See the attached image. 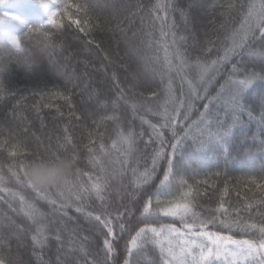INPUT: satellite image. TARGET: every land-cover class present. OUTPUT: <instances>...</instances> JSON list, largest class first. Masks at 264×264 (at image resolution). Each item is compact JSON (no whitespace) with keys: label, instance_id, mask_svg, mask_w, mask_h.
I'll return each mask as SVG.
<instances>
[{"label":"trees","instance_id":"16d2710c","mask_svg":"<svg viewBox=\"0 0 264 264\" xmlns=\"http://www.w3.org/2000/svg\"><path fill=\"white\" fill-rule=\"evenodd\" d=\"M253 1L236 0V3L248 4ZM155 2L4 0L0 3V68L4 69L0 75V131L3 132L0 135V174L5 177L0 188L10 190L0 191V224L7 223L6 217H10L24 229L19 233V238L16 235L9 236L5 231L0 242V259H4L6 264L14 259L21 261V264H76L77 261L84 264V256L79 251L81 246L90 254L89 259L104 258L103 241L107 230L98 221L86 216L87 212L98 214L102 210L101 202L93 196L83 202L84 212H77L74 205L55 211L62 203L57 190L48 189V194L57 200L56 206L50 205L47 199L40 198L27 185L24 169L35 155L47 150L70 155L75 151L79 157L76 169L92 172L95 176V171L88 163L85 147L91 142L96 147L102 166L109 171L119 172L124 157L112 144L118 139V131L126 132L129 128L137 134L143 133L142 136L138 135L136 146V156L140 157L139 170L144 171L146 167L151 170L154 167L155 171L148 183L140 188L133 187V175L127 165L125 167L128 170L123 177L117 175L111 181L104 201V207L111 212L109 219L114 228L115 252L109 264H123L126 258L130 264H162L160 251L153 243H145L129 256L128 242L140 227H144L145 218L141 215L144 203L151 199V210L159 212L157 196L161 197L159 207L164 208L169 206V202L181 201L190 187L193 190L190 199L194 202V211L201 218L212 219L218 215L215 209L223 202L232 218H236L238 213L242 220L249 223H264V205L254 203L251 208L245 207L248 200L258 201L264 196V186L260 183L264 180V121L260 120L261 108L254 98L255 94L264 92V82H255L241 101L245 109L251 110L253 117L250 118L247 111L240 113L239 122L221 140H209L207 136L197 140L194 137L200 136L199 131L185 134L188 124L197 121L205 111L203 105L208 103L206 99L191 98L193 108L188 113V121L182 115L187 110L185 106L180 109L181 115H176L179 123L174 129L171 126L161 127L165 121L163 113L165 110L172 112V102L178 104L177 98L181 96L182 90L184 92L180 81L181 72L189 79L193 76L194 83L191 85L201 96L215 97L220 84L230 77L239 80L244 78L247 71L260 72L264 61L256 56H248L247 52L264 50V39H250L245 55L235 56L220 65L219 72L205 93L195 69L185 67L179 73L175 70L178 61L173 54L175 49L166 46H171L175 37L178 42L176 46L190 58L191 63L206 38L218 39L222 46L231 43L232 30L239 28V14L229 13L227 20L221 16V12L227 11L221 6L226 5L228 0H172L175 9H170L167 15L160 12V19L150 15L147 10L138 11L135 8V5L141 4L149 9ZM77 5L80 6L79 10ZM57 9H61L56 18L58 25L47 24L48 14ZM181 9L187 14V20L181 15ZM86 18L100 26L91 36H85L73 23V20L79 21L83 27ZM40 24L44 25L43 31H47V36L35 31L25 35L29 26ZM221 24H226V27L221 28ZM162 32L166 35H162ZM12 35L21 37L19 52L8 44V38ZM256 36L259 37L258 32ZM125 37L130 47L136 50L134 55L127 54ZM181 37H186V41L181 40ZM90 39L94 42L89 43ZM45 45L55 47H49L45 52ZM166 51L173 62L171 71L167 69ZM216 52L214 48L211 53L201 54L215 59ZM220 54H223L222 50ZM130 73L137 74L140 84L136 88L130 87ZM117 84L124 89L123 98L118 99L120 88L116 87ZM152 91H157L158 96L153 97ZM57 92L64 93L69 99H61L55 95ZM189 95H184L185 101ZM114 101L117 102L115 105ZM134 102L145 107H137L134 112L131 107ZM212 115L213 128L225 121L232 124L233 117L230 114L220 117L216 112ZM107 116L116 119L101 121V117ZM93 121L98 123L94 124ZM151 125H156L155 130ZM65 129L75 149L71 145L66 150L58 146L57 136L62 138ZM173 130L176 132L175 140ZM90 132L93 135L90 136ZM154 132L159 133V137ZM101 143L105 149L103 153L99 151ZM174 143L179 145L173 156ZM13 152L16 154L12 155ZM156 153H160L159 157H156ZM170 156L173 160L172 173L169 180L161 184ZM9 166L24 181L22 185L12 177ZM181 178L184 180L182 185L179 183ZM253 179L256 180L255 184L251 182ZM82 180L87 181V177H82ZM121 184L126 187L117 196L115 190ZM12 193L22 194L46 215L35 220L29 219L21 211L19 196ZM128 193L135 195L129 196ZM121 205L127 206L131 214L125 212ZM64 211L67 212L66 217L62 215ZM117 211L124 213L119 220ZM219 215L223 218L222 214ZM168 219L159 214L151 218V223ZM53 220L61 228L67 225L61 233L62 247L54 239H50L44 247H34L32 235L38 225L50 226ZM121 224H125L123 231ZM206 230L226 232L236 239H259V233L254 230L246 234L239 230L228 232L219 221L208 224ZM55 231L52 228L51 234ZM72 242H75V248Z\"/></svg>","mask_w":264,"mask_h":264},{"label":"snow or ice","instance_id":"6c2138e0","mask_svg":"<svg viewBox=\"0 0 264 264\" xmlns=\"http://www.w3.org/2000/svg\"><path fill=\"white\" fill-rule=\"evenodd\" d=\"M4 0H0V3H3ZM79 10V5L76 6ZM227 9L225 12H221V16L227 17L229 13L231 14H239L240 16V24L239 28L232 30L231 33V43L227 46H222L221 42L217 40H213L211 38H206L205 43L200 47L199 51L196 53V58L191 60L190 58L181 51L180 47H177V40L175 37L173 38V42L171 46L175 49L174 56L175 59L179 61L177 65H175V70L179 73L185 67H191L195 69L197 73V78L200 84L204 87V92L207 93V86L212 83L215 79V75L219 72L220 65L229 62L235 56H243L245 55V49L248 46V42L250 39L259 38L264 39V0H260V3L257 4L255 2H250L248 4H237L236 0H228L226 5H222ZM135 8L139 10H147L150 15H154L156 19H160V12H164L167 15L170 9H175V4L172 3V0H166V2H161V0H156L154 4L151 5L149 9H146L144 5L137 4ZM181 15L184 16L185 20H187V14L183 9L180 10ZM61 9H57L55 11H51L47 17V24L57 26V16L60 15ZM67 15V13L65 12ZM85 14L86 10H85ZM132 13L131 15H134ZM71 19V17H69ZM73 23L77 25L79 31L84 33L85 36H91L92 32L100 27L99 24H94L90 19H85L83 21L84 26L81 27V22L73 20ZM166 23V21H165ZM119 27V25H118ZM221 28H225L226 24H221ZM44 25L40 24L35 27L29 26L27 33L25 35L31 34L32 32H42L44 36H47V31H43ZM124 31V29H121ZM259 33V37L256 36V33ZM135 35V33H133ZM162 35H166L162 32ZM195 39V37H193ZM181 40L186 41V37H181ZM21 37L12 35L8 38V44L11 45L12 49H15L16 52L21 51ZM89 43H93L94 40L90 39ZM126 45V50L128 55H134L135 49L131 48L127 37H125L124 41ZM49 47H55L54 45H45L44 51L46 52ZM99 47V45H97ZM217 49L215 53V59H209L204 57L201 53H211L213 49ZM220 50H222L223 54H220ZM11 55V50L9 52ZM247 55L252 57H259L262 61H264V50L259 52L256 51H248ZM165 61L167 63V69L171 71L173 69V62L169 60V54L165 52ZM247 71V70H246ZM4 72L3 68H0V75ZM236 69L233 68V73L235 74ZM129 79L132 81L130 84L131 88H136L139 86L140 82L137 80L136 73H130ZM260 81L264 82V67H261L260 72L255 71H247V74L244 78L236 80L231 77L226 80L224 83L220 84V88L217 91V95L215 97L211 96H201L195 87L189 84L190 87V95L187 101L184 99V92L181 91V96L177 98L179 100V104L175 101L172 102V112L165 110L163 116L165 117L164 126H171L174 129V126L179 123L176 119V115H181L180 109L186 106V111L182 114L185 121L190 119L188 113L193 108V103L191 98L195 99H206L208 103L203 105L205 111L201 113L200 118L197 121H192L188 124L186 135L191 134L193 129L199 131L200 136L194 137L197 140H201L204 136H207L209 140H221L226 137L231 131V127L239 122V114L247 111L250 118L253 117V114L250 109H245L243 103H241L244 94L254 85L255 82ZM183 82V80H182ZM144 83H147L146 81ZM117 88H120V85H116ZM227 91L229 93V99L225 102L227 110L229 114L233 117L232 124L230 125L227 121L224 123H219L218 127L213 128L212 122L209 120L211 106L214 102L218 101L222 98L224 92ZM0 92H2V81H0ZM55 95L59 96L61 99L68 100L69 96L65 95L62 92H57ZM151 95L153 97H157V91H152ZM124 97V89L120 88L119 98ZM254 98L259 102L261 108V116L260 120L264 121V92H259L254 95ZM114 105L117 103L113 102ZM48 107V105H45ZM133 111L137 109V107H145V105H138L137 103H132L131 105ZM148 111H152L151 108H146ZM173 112L176 115H173ZM155 114V113H153ZM116 117L107 116L101 117V121L103 120H114ZM143 121V118H141ZM147 123V121H143ZM93 123H98L97 121H93ZM204 126V127H202ZM153 130H155L156 125H151ZM65 135L61 138L57 136V144L61 149L66 150L67 146L71 145L73 149H75V145L72 142V139L67 134V129L64 130ZM3 132L0 131V135ZM154 134L159 137V133L154 132ZM173 139H176V132L173 130ZM89 135H93V133H89ZM138 135L142 136L143 133L137 134L133 131V129L129 128L126 132L123 130L118 131L117 140L113 141L112 147L117 148L121 155L124 157V161L121 166V170L119 172L113 170L109 171L105 167L102 166V161L100 159L99 154L97 153L95 145H85L88 151V163L92 166L95 171V176H93L92 172H82L77 169V180L67 191L57 190L59 197L62 200V203L58 208H55V211H59L60 209H66L69 206H75L77 212H84V201L91 197H95L97 200L101 202L100 207L101 211L98 214H93L92 212H87L86 216L98 221L100 225H102L106 230V237L103 241L105 256L104 258L98 259L93 257L89 259V253L81 246L79 248L80 253L84 256V264H109V261L113 258V254L115 252L113 239H114V228L112 224V220L109 219L111 216V212L108 211L107 208L104 207V201L106 198V193L111 188V181L116 179L117 175L121 178L127 172L128 168L125 167L127 165L130 167L133 180L132 184L134 188H140L143 184L148 183V181L152 178V172L155 171L153 167L149 170L147 167L144 171H140L138 165L140 163V157L136 156L137 153V143H138ZM63 141V142H61ZM177 144H172L173 153L171 155L174 156L175 149ZM100 153L105 151L103 143L100 145ZM16 153L13 152L12 155ZM160 153H156V157H159ZM75 161L78 160V153L75 151L72 155ZM136 165V166H133ZM153 165H155V158H153ZM173 160L171 156L168 158V169L164 173L163 180H161V184H164L165 181L169 180V176L172 173ZM9 172L12 177L16 180L18 184H23L24 181H21L19 176L13 171L12 167L9 166ZM25 174V169H24ZM86 176L87 181L82 180V177ZM5 181V177L0 174V184H3ZM25 181L27 185L32 188L37 195L42 199H47L50 205L56 206L57 200L52 198L48 194V189H41L34 187L25 176ZM252 183H256V180L253 179ZM179 183L182 185L184 180L181 178ZM261 185L264 186V180H262ZM126 186L121 184L116 190V195L119 196L122 194V189ZM0 191L9 192L10 190L7 188H0ZM15 196H19L21 201V211L32 220H35L37 217H43L46 214L41 212L36 208L35 204L27 201L26 198L20 193H12ZM193 194V190L190 187L187 192L184 193L183 198L179 202H169V206L160 208L161 197L157 196V208L159 212H154L150 208L151 199L148 202L144 203L142 208L141 215L145 218L144 227H140L138 231L135 232V235H132L131 240L128 242L127 251L129 256L133 253L134 249L142 248L145 243L151 242L156 247L159 248L160 253L163 257L164 264H219L221 258H224L226 264H264V223L256 224L249 223L245 220H242L238 213L236 218L231 217V213L229 208L225 207V204L221 202L219 206L215 209V212L218 214L213 216L212 219H204L200 217L196 211H194V202L190 197ZM129 196L134 197V193H128ZM254 203H259L260 205H264V196H262L258 201L248 200L245 205L246 208H251ZM121 207L125 208V212L131 214V210L127 208L125 205H121ZM159 214H163L164 216H169L173 218H178L181 221V228H177L173 224L161 225L159 228L152 226L151 218L156 217ZM222 217L221 218V215ZM63 216H67V212L64 211L62 213ZM123 212L117 211V219L123 216ZM191 217V222H189L188 218ZM7 223L0 224V242L3 241L4 233L7 231L8 235H16L19 238V233L23 232L24 229L21 228L19 224L16 223L10 217H6ZM219 221V223L226 228L229 232L234 230H239L241 233H248L250 231H255L259 233V239H236L232 235H225L220 232L207 231V225L211 223H215ZM127 223V222H126ZM55 228L56 231L54 234H51V229ZM67 225L64 224L61 228L58 226L55 220L50 222L49 225H38L36 232L32 235L33 246L44 247L50 239H54L57 245L62 247L63 241L61 233L66 230ZM121 231L125 229V224L120 225ZM199 229V230H197ZM103 235V233H101ZM73 248H75V242H72ZM59 261V257L57 258ZM0 264H6L4 259H0ZM7 264H21V261L18 259H14ZM70 264V262H68ZM76 264H80L79 261ZM123 264H130L129 259H125Z\"/></svg>","mask_w":264,"mask_h":264},{"label":"clouds","instance_id":"9594fccd","mask_svg":"<svg viewBox=\"0 0 264 264\" xmlns=\"http://www.w3.org/2000/svg\"><path fill=\"white\" fill-rule=\"evenodd\" d=\"M25 176L34 187L67 191L77 180L76 161L70 154L47 150L26 165Z\"/></svg>","mask_w":264,"mask_h":264},{"label":"rangeland","instance_id":"374dc122","mask_svg":"<svg viewBox=\"0 0 264 264\" xmlns=\"http://www.w3.org/2000/svg\"><path fill=\"white\" fill-rule=\"evenodd\" d=\"M253 2L259 4V0H254ZM178 63H179V61H177V64ZM180 76H181V78H180L181 85H183V87H184V92H185L184 95L185 96L186 95H189L190 94V87L188 85L191 84L192 82L194 83L193 76L189 79L188 77H186L187 75H185L182 72L180 73ZM182 80H183V82H182ZM228 99H229V93L227 91H225L224 94H223V96H222V98L213 103L212 106L214 107V111H216L219 114L218 116L221 117V115L229 114V112L227 110V107H226V103H225ZM212 106H211V111H210V116H209V120H211V122L213 121V119H212V116L213 115L212 114L213 113H216V112H214L212 110ZM173 115H176V114H174V112H173ZM202 127H204V126H202ZM196 132H197L196 129H193L192 130V134H194ZM178 145L179 144H177V147H178ZM176 150H178V149H176ZM167 217L169 218L168 220H162V221H160L159 223H156V224L153 222L152 223V226L159 228L161 225L173 224L177 228H181L182 227L181 226V221L178 218H173V217H169V216H167ZM188 220H189V222H191V217H189ZM197 230H199V229H197ZM221 233L222 234H225V235H228V233H226V232L225 233L221 232ZM160 255H161V253H160ZM161 258H162V264H164L162 255H161ZM219 264H226V262L224 261V258L223 257L221 258V261L219 262Z\"/></svg>","mask_w":264,"mask_h":264}]
</instances>
